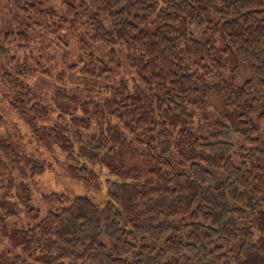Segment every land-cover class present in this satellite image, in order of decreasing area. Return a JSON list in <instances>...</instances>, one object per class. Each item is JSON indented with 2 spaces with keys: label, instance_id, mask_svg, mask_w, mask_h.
I'll list each match as a JSON object with an SVG mask.
<instances>
[{
  "label": "trees",
  "instance_id": "trees-1",
  "mask_svg": "<svg viewBox=\"0 0 264 264\" xmlns=\"http://www.w3.org/2000/svg\"><path fill=\"white\" fill-rule=\"evenodd\" d=\"M63 2L61 19L72 28L88 22L109 51L106 60L79 58L58 77L78 70L112 79L117 46L135 77L108 86L101 99L82 100L79 88L54 92L53 121L32 132L38 143L58 147L66 172L87 186L101 182L88 163L103 167L109 200L101 207L51 192L42 196V214L22 182L18 200L0 196V241L33 262L3 251L0 264H264V0ZM29 7L55 15L42 3ZM12 42L27 48L28 30L0 32V57ZM51 59L12 55L1 74L0 110L6 102L20 118L48 119L45 93L23 78L52 77ZM242 64L248 77L239 84ZM209 104L219 109L196 120L194 111ZM5 123L0 115L1 168L29 177L22 162L31 159L2 132ZM127 152L143 155V163L128 165ZM42 170L34 165L32 173ZM20 217L26 228L9 224Z\"/></svg>",
  "mask_w": 264,
  "mask_h": 264
},
{
  "label": "rangeland",
  "instance_id": "rangeland-1",
  "mask_svg": "<svg viewBox=\"0 0 264 264\" xmlns=\"http://www.w3.org/2000/svg\"><path fill=\"white\" fill-rule=\"evenodd\" d=\"M31 3H42L45 9L55 12V15H39L34 12ZM91 6V5H90ZM28 8V9H27ZM65 5L63 0H0V32L9 31L17 32L27 29L30 35V43L27 48H21L16 42L9 45V50L5 56L0 57V85L1 74L4 67L8 64L12 55L22 57H32L36 54L52 56L51 71L52 77L44 75H28L23 78L28 83L42 90L44 94L43 101L50 109V116L46 120L38 119L28 120L17 116L6 102L2 104L0 115L6 118V123L2 126V132L6 135H12L13 145L30 160L29 163L22 162V167L28 172L29 177L20 176L13 169L4 170L1 168L0 159V196L7 197L10 195L17 199L21 193L20 184L28 181L31 192V204L38 208L42 214L48 210V205L43 201V194L59 192L69 196H85L90 198L94 203L103 207L109 200L107 195V186L105 179L109 174L101 168L99 164L88 163L93 169L100 172L101 182L99 186H87L80 180L70 176L65 169V155L56 146L47 147L38 143L33 135V128L43 124L51 123L56 115L52 95L56 91H65L72 93L77 88L82 89L79 95L82 100L88 98L101 99L104 96V89L113 86L123 77L130 81L135 77L134 71L125 62V55L121 52V47L117 46L120 52V66L115 69L114 77L110 80H102L98 77L88 76L80 73L78 70L68 71V73L58 77V73L63 71L66 66L74 64L79 58H87L90 53L95 54L102 60L107 59L109 46L103 42L91 37L94 30L88 22L79 24L72 28L67 25L61 18H64ZM102 22L106 27H110V21L107 17L102 16ZM245 69V71H244ZM238 76V83L243 84L248 77L246 67L241 65ZM213 102L217 103L214 99ZM219 107L208 105L204 111H194L196 120L200 114H215ZM95 131L85 133L86 138H90ZM72 140L76 142V133L74 130L69 131ZM234 142L238 147L241 143L240 135L234 136ZM125 161L128 165L142 164L144 156L133 155L130 152L125 154ZM34 165L43 167L39 173H32ZM218 180H224L226 174L217 168H210ZM18 200V199H17ZM9 224L18 229L26 228L28 220L24 217L12 218ZM7 251L12 254H19L28 258V254L21 252L19 249H13L10 244L3 238L0 241V252Z\"/></svg>",
  "mask_w": 264,
  "mask_h": 264
}]
</instances>
